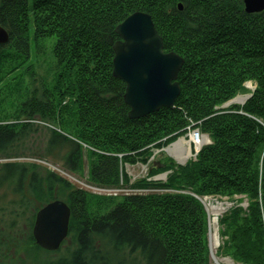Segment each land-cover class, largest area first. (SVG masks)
<instances>
[{
  "label": "trees",
  "instance_id": "trees-1",
  "mask_svg": "<svg viewBox=\"0 0 264 264\" xmlns=\"http://www.w3.org/2000/svg\"><path fill=\"white\" fill-rule=\"evenodd\" d=\"M243 1L0 0V26L10 35L0 46V66L7 60L28 61L32 25L37 38L56 39L54 54L61 66L60 113L50 94L46 104H24L25 126L0 125V158L21 154L18 140L30 136L33 122L54 120L66 135L59 118L74 116V141L46 129L44 155L74 173L81 171L82 145L90 147L97 161L90 181L109 190L121 187L122 163L147 164L144 153L151 145L168 146L193 129L211 139L197 161L170 167L168 183L141 185L167 193L124 197L113 211V198L95 201L49 170L1 165L0 226L6 214L19 217L14 199L21 200L28 189L43 207L66 197L71 209L78 250L57 264H210L207 215L197 197L243 196L247 208L236 201L219 217L222 249L241 263L264 264V13L247 14ZM135 12L152 17L165 52L185 61L174 107L138 121L129 119L126 85L112 73L116 27ZM247 81L257 89L246 105L220 110L245 90ZM6 195L16 198L8 201Z\"/></svg>",
  "mask_w": 264,
  "mask_h": 264
},
{
  "label": "rangeland",
  "instance_id": "rangeland-1",
  "mask_svg": "<svg viewBox=\"0 0 264 264\" xmlns=\"http://www.w3.org/2000/svg\"><path fill=\"white\" fill-rule=\"evenodd\" d=\"M178 5L180 9L179 11H183V5L180 3H178ZM30 22H32L31 19ZM34 31L35 28L32 25L28 32L31 44V56L29 57L28 61L25 63L21 61L14 63L11 60H7L3 65L0 66V125L2 126L8 127V125H16L18 123L24 124L23 126H25L29 121L26 120L27 116H24V114H22V107L24 106V104H33L35 103L33 101H42V103L46 104V102H49L47 98L48 94L51 95L52 101L54 102L57 116L60 113V93L56 90L61 73V66L57 64L56 54H54L56 48V39L53 37L42 39L37 38L38 36L34 33ZM119 41L121 40L118 36L117 42ZM115 44L112 47L113 51ZM114 79L117 78L114 77ZM244 89L245 90L238 93L234 99L225 103V105L231 103L229 106H226L224 108L225 105H223L220 110L230 109L234 106L243 108L246 105V102L253 96L257 88L254 82L247 81L244 85ZM238 98H244L245 101L236 102ZM69 102L70 99L66 96L65 103ZM129 109L130 112L131 108L129 107ZM147 117L133 119L129 116V119L132 121H138L139 119ZM59 119L61 125L65 130H67L69 134H61L59 125L54 120H51V122L43 120H40V122L31 121V123L33 122L34 128H30V136L20 137L18 140V143H20V147L18 148V150H20L19 153L21 154L17 158H0V166L12 163L27 166L35 165L41 169L44 168L46 170H49L50 172L59 175L62 179H66L70 184H72L74 188L81 189L95 196L93 197L95 201L96 199L98 200L102 197L113 198L114 205L110 208V211H113L115 206L120 205L124 197H128L131 195L142 196L153 193L163 195V193H167V191L165 190L161 191L155 189L157 187L152 186L143 188V186L141 185L145 184V182H154L156 184L168 183L169 178L173 175V172H171L170 170L171 168L179 169L191 162L197 161L200 152L206 146L211 144L210 136L207 134H200L198 129L187 131L185 135L180 136L171 144L169 143L168 146L160 148L158 147L159 143L153 144L149 147L150 150L144 153L149 155L147 164H144V162H142L141 160L137 163L132 164L131 162L122 163L120 170V189L104 190L100 187L97 188L90 181L91 167L94 163L97 162L94 156L96 152H94V150H92L90 147L82 145L83 153L81 154V171H75L74 173H69L68 171L63 170L61 166L52 163L49 158L44 155L43 151H45L46 149V145L48 142L47 140L49 138L48 130H58L62 136H65L70 140H73V137L78 134V124L74 116L68 118L67 115L62 114V117H60ZM194 133L199 134V140L195 139ZM204 138L207 139V142L204 145L200 146L199 149H197L198 145L196 143L198 141H203ZM180 140H184L187 143L185 146L187 148L189 147L191 150L190 158L186 162H184V164H181L178 161L177 157L172 155L169 151L174 147L173 145L178 143ZM163 143H166V141ZM134 156L135 155H132V157ZM174 192L171 191V193ZM2 193L3 191L0 192V195ZM5 198L6 200L11 201L16 197L6 195ZM58 198L62 197H56V199L50 203H54L55 201H61L63 203L66 202V197L62 199ZM197 198L202 202L203 210L207 215L209 232L208 250L210 254V264H245L233 259L230 253L222 249L224 247L225 240H223L220 236L219 217L223 216L224 214L229 212L232 207L236 206V201L237 203H239V206L247 208V199L243 196L234 197L232 199L219 196L218 198L212 196ZM14 200H17L18 202L15 207L20 208V214L19 217L16 218L13 217V214H6V216H4L5 223L0 226V264H57L60 260H68V258H70L78 248V244L73 236V232L75 231L74 228L76 229V223L72 225L74 228L71 230L69 222V231L67 237L61 243L57 251L44 250L37 244V240H35L34 237V228L38 220L37 216L39 212L44 209L43 205L39 204L35 196H33L31 194V191L28 189L24 191L21 200L18 197ZM11 211L12 210H10V212ZM92 214L93 211L89 212V216H91ZM211 230L217 232L219 240L218 248L214 253L212 251L210 243Z\"/></svg>",
  "mask_w": 264,
  "mask_h": 264
},
{
  "label": "water",
  "instance_id": "water-1",
  "mask_svg": "<svg viewBox=\"0 0 264 264\" xmlns=\"http://www.w3.org/2000/svg\"><path fill=\"white\" fill-rule=\"evenodd\" d=\"M249 15L264 13V0H244ZM121 41L114 46V77L127 85L124 101L133 119L147 117L162 108L174 107L181 95L178 76L185 61L175 53L164 52V42L153 19L134 13L116 28ZM10 35L0 27V45ZM231 103L226 104L229 106ZM70 207L55 201L44 206L37 218L34 237L44 250L57 251L69 231Z\"/></svg>",
  "mask_w": 264,
  "mask_h": 264
},
{
  "label": "bare ground",
  "instance_id": "bare-ground-1",
  "mask_svg": "<svg viewBox=\"0 0 264 264\" xmlns=\"http://www.w3.org/2000/svg\"><path fill=\"white\" fill-rule=\"evenodd\" d=\"M243 101H245L244 98H238L236 102H243ZM206 142H207L206 138H204V140L201 142H197L196 143L198 145L197 149H199L200 146L204 145ZM186 144L187 143L184 140H180L178 143L173 145L174 147L172 149L169 150L172 155L177 157L178 161L181 164H184V162H186L190 158V155H191V150L189 147L187 148L185 146ZM218 241L219 240H218L217 232L211 230L210 243H211V248H212L213 253L218 248V245H219Z\"/></svg>",
  "mask_w": 264,
  "mask_h": 264
},
{
  "label": "built area",
  "instance_id": "built-area-1",
  "mask_svg": "<svg viewBox=\"0 0 264 264\" xmlns=\"http://www.w3.org/2000/svg\"><path fill=\"white\" fill-rule=\"evenodd\" d=\"M194 135H195V139H196V140H199V138H200L199 134H198V133H194ZM198 142H199V141H198Z\"/></svg>",
  "mask_w": 264,
  "mask_h": 264
}]
</instances>
